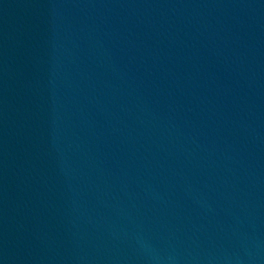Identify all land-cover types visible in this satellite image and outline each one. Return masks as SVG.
Segmentation results:
<instances>
[{"label": "water", "instance_id": "obj_1", "mask_svg": "<svg viewBox=\"0 0 264 264\" xmlns=\"http://www.w3.org/2000/svg\"><path fill=\"white\" fill-rule=\"evenodd\" d=\"M0 264H264V0H0Z\"/></svg>", "mask_w": 264, "mask_h": 264}]
</instances>
